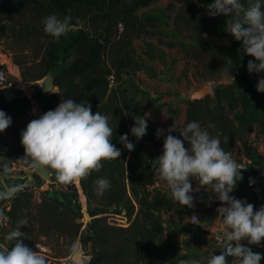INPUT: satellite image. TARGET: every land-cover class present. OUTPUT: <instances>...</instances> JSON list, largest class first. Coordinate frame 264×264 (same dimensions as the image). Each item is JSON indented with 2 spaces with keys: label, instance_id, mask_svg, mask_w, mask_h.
Instances as JSON below:
<instances>
[{
  "label": "trees",
  "instance_id": "1",
  "mask_svg": "<svg viewBox=\"0 0 264 264\" xmlns=\"http://www.w3.org/2000/svg\"><path fill=\"white\" fill-rule=\"evenodd\" d=\"M153 1L0 0V37L13 31L25 35L26 39L33 35L45 38L41 56L29 63L35 65L38 72L30 78L42 79L50 74L57 89L50 94L37 90L35 97L46 110L53 109L66 98L90 103L93 113L99 111L108 117L113 129L111 142L121 150L119 158L104 159L102 166L93 169L89 175L73 182H61L54 193L40 192L35 186L17 189L7 212L13 229L18 226L19 220H29L27 225L21 226L26 245L37 240L51 245L48 241H54L57 251L69 255L70 244L77 241L85 246L91 244L89 264H169L170 257L162 249V242L157 245V241H163L166 233L174 236L178 232L165 227L161 218L162 213L169 212L176 201L164 196L157 188H150L160 178L157 165L153 163L157 158L153 152L155 133L148 125L146 134L137 141L130 132L134 116L146 114L151 99H126L120 90L111 86V77H116L118 69L128 63L123 57L114 59L116 45L113 39L117 37L118 26L123 24L131 30L130 36H156L162 45H180L193 60L201 61L203 56H207L211 63L232 59L240 64L242 57L233 46L215 44L223 36L219 30V19L227 17L204 13L208 12L207 4L212 0H169L177 32L182 35L187 32V37L191 38L187 44L166 40L159 17L145 15L139 18L137 11ZM243 2L247 5L249 0ZM177 5L189 8L190 15L184 22L182 12L176 11ZM53 12L61 18L70 16L71 26L77 29L70 31L66 38L62 35L59 39L45 33L42 20ZM32 17L39 18V26L31 22ZM14 18L17 22H12ZM147 46L151 49L149 55L153 56V45L147 43ZM69 58L71 62L63 65ZM227 85L230 84L218 86L213 98L187 100L186 120L175 127L180 129L189 121H199L212 136L220 138L225 151L232 152L241 143L246 160L251 161L254 158L253 148L245 136L256 120L261 103L240 84L232 83L226 88ZM31 101L34 97L29 94L11 102L2 98L0 109L7 112L16 104L28 106ZM210 124L214 127H209ZM176 132L181 134L175 130V136ZM124 133H128V139L135 144L131 151L120 141ZM5 148L6 143L0 137V153ZM242 172L243 179L237 182L231 195H248L247 201L255 207L264 193V173L258 161L248 162ZM102 177L108 178L111 186L99 194L95 190V181ZM250 178L255 181L253 184L249 183ZM82 195L86 200L85 208L78 202ZM210 207V211H214V207ZM110 210L133 217V220L127 227L113 225L107 221L106 213ZM216 217L213 214L210 216L211 219ZM83 219H88V233L83 229ZM231 260L227 258V261Z\"/></svg>",
  "mask_w": 264,
  "mask_h": 264
},
{
  "label": "clouds",
  "instance_id": "2",
  "mask_svg": "<svg viewBox=\"0 0 264 264\" xmlns=\"http://www.w3.org/2000/svg\"><path fill=\"white\" fill-rule=\"evenodd\" d=\"M209 16L224 14L227 18L226 31L242 42L246 54L255 57L247 62L249 73L264 71V0H212L207 4ZM242 13V18H241ZM234 17V18H232ZM71 17L61 18L53 12L46 15L42 23L45 33L59 39L71 26ZM257 91L264 93V76L258 77ZM148 115H135L131 134L137 141L143 138L148 128ZM12 124V117L0 109V132ZM214 127V125H209ZM179 130L188 142L172 134ZM157 128V137L163 136L161 154L153 163L162 182L175 201L191 207L193 188L190 178L198 180L199 185L215 194V199L222 202L217 208L218 216L225 226L223 238L227 243L220 254H212L208 264H227V258L233 257L235 264H260L264 253L254 252L249 245L264 241V204L254 210L253 203L246 198L231 195L239 180L243 179L245 165L237 162L231 152L221 146L218 136H212L199 121H189L182 128L175 124L167 130ZM113 129L108 117L101 112H92L90 103H78L66 98L54 108L37 118L30 120L21 132V143L25 148L29 163L35 167H48L55 170L58 180L70 182L90 174L101 167L104 159L119 158L121 150L111 142ZM120 141L128 150L135 144L128 139V133L120 136ZM255 181L250 178L249 183ZM96 192L102 194L111 184L106 177L95 181ZM15 189L0 192V198L10 197ZM7 216L0 210V223H5ZM28 219L18 221V226L6 234L7 241H14L9 247L0 243V264H48L45 255L33 250L23 242L25 233L21 226L28 224ZM247 241L248 243H241ZM235 242V243H233ZM69 257L73 261L81 255L77 241L69 248ZM180 264H200L197 259L181 260Z\"/></svg>",
  "mask_w": 264,
  "mask_h": 264
},
{
  "label": "rangeland",
  "instance_id": "3",
  "mask_svg": "<svg viewBox=\"0 0 264 264\" xmlns=\"http://www.w3.org/2000/svg\"><path fill=\"white\" fill-rule=\"evenodd\" d=\"M169 3V0H154L148 6L140 8L137 11V15L139 18H143L145 15L159 17L166 40L187 44L191 41V38L187 37V32L183 35L177 32L174 20L175 14L169 10ZM176 11L182 12V22L190 15L189 8L185 6L177 5ZM204 13L207 14L205 11ZM227 19L230 18L220 17L219 24L221 25L219 30L223 36L229 38L228 46H233L240 51L242 57L240 64L232 59H228L225 62L215 61L211 63L207 56H203L201 61L193 60L185 54L183 47L180 45L174 47L162 45L156 36H146L144 34L130 36L132 32L128 27H124L123 24L118 26L117 37L113 39L116 45L113 56L116 60L123 57L128 63L118 69L116 77H111V86L120 90L126 99L130 97L134 99L143 97L151 99L146 118L148 119L149 129L155 135L157 128H163L165 135H167V130L171 125L175 124L177 126L186 120L187 95L201 88L204 84L211 86L210 93L207 95L210 98H213L214 91L218 86L232 83L240 84L251 97L253 96L257 99L258 95H260L261 92L256 93L254 87L258 83V76H262V74L249 73L247 62L249 59H252V56L242 51V42L236 40L231 33L226 31ZM12 20V22H17V18ZM39 21L38 17L31 18V22L38 26L40 25ZM15 26L16 28L18 27L17 23H15ZM76 29V26H70L67 33L63 36L66 38L70 31H75ZM44 41L45 38L42 35H33L26 39L25 35L21 36L15 34L13 31L0 37V67L7 69L9 80H12L15 84L19 82L22 87L21 92H25L26 94H28V89L31 87L36 88V91L51 93L44 91L41 85L43 78L36 80L30 78V76H35L38 72L37 67L29 63L33 62L34 58L41 56L43 51L41 45L44 44ZM147 43H151L154 47L152 50L153 56L149 55L151 49L147 46ZM107 59L109 60L108 57ZM68 62H71V58L63 65H67ZM142 85L144 88L155 89L156 92L153 94L146 92L140 88ZM56 89L57 87L55 86L53 90ZM36 91L32 95L34 101H31L28 106L19 103L12 106L6 112L12 117V124L3 132H0V137L6 143L4 152L0 153V170L3 173L27 175L35 172V166L29 164L30 158L25 156V148L21 143V132L30 120L37 118L40 114L47 111L39 99L35 97ZM258 99L262 101V99ZM263 109L261 105L255 122L245 136L253 148L252 154L254 158L249 163L258 161L260 164L259 158L263 156V149L261 147L264 143L259 132V126L263 121ZM176 136L184 140L178 132H176ZM163 139V136L157 137L156 135V144L153 146L155 157H158L162 152ZM242 149V144L238 143L231 152L235 160H246L245 152ZM78 179L76 178L72 182ZM190 179L192 182V178ZM192 185L195 189L196 187L193 182ZM51 186H53V190L59 188V186L57 188L54 187L55 183L51 184ZM150 188H157L164 196L172 199L165 183L161 180L158 181V184L150 186ZM192 194L194 200L191 207L176 201L172 209L169 212H163L161 216L165 227L178 230L174 236L166 233L163 236V241L156 240L158 242L157 245H160L162 242V249H165L166 255L170 257L169 264H180L181 260L192 259L199 260L200 264H208L209 254L211 253L210 242H213L215 233L221 235L224 233V230L217 229V225L214 223L218 217L217 208L219 207V201L214 198L215 196L207 197L199 191ZM11 197L7 198L5 202L8 206ZM235 197L248 199V195H237ZM78 202L83 208L86 207L84 195L78 199ZM210 206L214 207V211L212 209L210 211ZM110 211L106 213L108 217L107 221L113 225L127 227L133 220V217L115 213L113 212L114 210ZM187 212L198 214L199 220L195 226L190 225L186 217ZM212 214L217 215V217L211 219L210 216ZM125 219L129 220L126 224H118L119 222H124ZM83 221V229L88 233V219H83ZM48 242L51 244L49 246L52 250L53 263L66 264V262H70V264H75L69 255L55 249L54 241ZM78 243L81 248V254L84 256L85 264H89L88 253L91 250V244L88 243V246H85L80 242ZM29 246L33 250H36L34 242Z\"/></svg>",
  "mask_w": 264,
  "mask_h": 264
},
{
  "label": "water",
  "instance_id": "4",
  "mask_svg": "<svg viewBox=\"0 0 264 264\" xmlns=\"http://www.w3.org/2000/svg\"><path fill=\"white\" fill-rule=\"evenodd\" d=\"M215 44L217 45H228L229 44V38L227 36H223L220 39L215 41ZM43 89L45 92H52L54 88L53 84V77L52 75H47L43 78L41 83ZM232 84L227 85L226 88L230 87ZM211 86L209 84H204L201 88L192 91L189 95H187L188 100H201L210 93ZM36 91V88L31 87L28 89V93L30 96L34 94ZM3 98L7 102H11L15 98L21 97L24 94L19 93L16 90L13 89H4L1 92ZM245 165L244 169L248 166V161L245 160L241 162ZM53 176L52 171L48 167H35V172L27 175L17 174V175H10V174H4L3 175V183L7 187V189H19L22 186H35L40 190V192H47V191H54L53 187L49 183V180ZM235 243V242H233ZM225 244L219 248L215 245V242H210V248L211 253L209 254V257L212 254H220L221 251H223ZM81 249V248H80ZM229 259H232L233 257H228ZM73 261V260H72ZM75 264H85L84 256L81 254L80 256L76 257L73 261Z\"/></svg>",
  "mask_w": 264,
  "mask_h": 264
},
{
  "label": "crops",
  "instance_id": "5",
  "mask_svg": "<svg viewBox=\"0 0 264 264\" xmlns=\"http://www.w3.org/2000/svg\"><path fill=\"white\" fill-rule=\"evenodd\" d=\"M242 51H244V49ZM252 59L254 60L255 57H252ZM253 73L257 75V73H255V72H253ZM259 74H262V76H264V71H262L261 73H258V75ZM258 77H260V75ZM255 82H257V81H255ZM16 83H18V84H16L17 85L16 88L18 87V89L16 91H18L19 93H23L24 94L25 92H21L22 91V87L19 84V82H16ZM140 88L143 89V90H145L146 92H149V93H152V94L154 92H156L155 89H148L147 87L144 88L143 85L140 86ZM254 90L256 91V93L258 92L256 86L254 87ZM263 95H264V93L261 92L260 95H258V97L256 95V97H257V99L258 98L262 99V101H260L259 99L258 100L260 101L262 107L264 108V96ZM182 96H184V95H182ZM2 98H3V96L0 94V101L2 100ZM263 113H264V109H263ZM259 132H260L261 138H263V143H264V114H263V121L261 122V124L259 126ZM184 143H185V140H184ZM261 148L263 149V154H262L263 156L259 158L260 164L259 163L258 164L260 165V170L264 173V144H263V146ZM51 171L53 173V176L51 177L52 179L49 180L50 181V184L55 183V186L54 187L57 188V186H59L62 181L58 180L55 170H51ZM4 174H6V173H3V171L0 170V192H4V191H7L8 190L7 187L5 186V184L3 183V175ZM192 182L194 183V185H195L196 188L197 187L200 188L199 192L202 195L207 196V197L208 196H210V197L215 196V194L212 191L208 190L207 188L201 187L199 185L198 180H196L195 178H192ZM37 194H39V191H37ZM7 198H9V197L0 198V204H2L5 201V199L7 200ZM4 204H5V202H4ZM221 204H222V202L219 201V206ZM261 204H264V193L262 194V196H261L260 200L257 202V204H255V209L258 208ZM8 208H9V206H8ZM214 223L217 225V227H216L217 229H221V230H224L225 231V226L222 224L221 218L219 216L217 217V219H215ZM11 230H13V227L10 225L8 228L4 229L3 232H2L3 241L9 247L12 245V243H14V241H7L5 239V237H6V234L8 232H10ZM241 243L247 244L248 242L247 241H241ZM260 245H261V243H259V244H252V245H249V246L252 248V250L254 252L264 253V246H260ZM227 264H235L234 258H232V260L230 262L227 261ZM260 264H264V258L261 259Z\"/></svg>",
  "mask_w": 264,
  "mask_h": 264
},
{
  "label": "built area",
  "instance_id": "6",
  "mask_svg": "<svg viewBox=\"0 0 264 264\" xmlns=\"http://www.w3.org/2000/svg\"><path fill=\"white\" fill-rule=\"evenodd\" d=\"M16 86L17 85L14 82H12V80H9L7 69L4 67H0V94H1L2 90H4V89L17 90L18 87L16 88ZM159 180H161V179L158 178V180L155 184H158ZM0 210H2L4 212V214L7 216V221L5 223H0V243H4L2 232L4 229L8 228L11 225V218L7 212L8 204H3V205L0 204ZM186 217H187L191 226H195L198 223V220H199L198 214H195L193 212H187ZM128 221L129 220L125 219L124 222H121V223L119 222L118 224H126ZM213 241L215 242V245L219 248H221L224 244L227 243V241L224 240L223 235H221L219 233H215ZM260 243H261L260 246H264V241H261ZM37 244L39 245V248L37 249V251L46 256L48 264H60V263H55V262L53 263L52 262V260H53L52 250L48 244H46L40 240H37L34 242L35 249H36ZM66 264H70V262H66Z\"/></svg>",
  "mask_w": 264,
  "mask_h": 264
}]
</instances>
